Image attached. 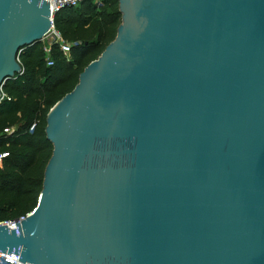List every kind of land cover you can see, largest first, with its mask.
<instances>
[{
  "label": "water",
  "instance_id": "95a60500",
  "mask_svg": "<svg viewBox=\"0 0 264 264\" xmlns=\"http://www.w3.org/2000/svg\"><path fill=\"white\" fill-rule=\"evenodd\" d=\"M116 35L46 114L29 264H264V0H117ZM47 0H0V99Z\"/></svg>",
  "mask_w": 264,
  "mask_h": 264
},
{
  "label": "trees",
  "instance_id": "16d2710c",
  "mask_svg": "<svg viewBox=\"0 0 264 264\" xmlns=\"http://www.w3.org/2000/svg\"><path fill=\"white\" fill-rule=\"evenodd\" d=\"M120 18L117 0L99 4L84 0L53 15L55 30L71 43L67 56L56 43L51 44L48 55L43 41L20 48L21 72L5 80L1 88L0 152H8V156L0 164V221L24 216L36 206L52 151L45 135L46 114L114 39Z\"/></svg>",
  "mask_w": 264,
  "mask_h": 264
},
{
  "label": "built area",
  "instance_id": "2783aa9c",
  "mask_svg": "<svg viewBox=\"0 0 264 264\" xmlns=\"http://www.w3.org/2000/svg\"><path fill=\"white\" fill-rule=\"evenodd\" d=\"M47 1H48L49 6H50V10H51V17H50L51 18V27L49 29L48 34L45 36L48 38V40L44 45V51L48 55L49 51H50L51 44L56 43L59 45L63 54L67 56L69 54V51H70L71 43L64 41L62 39V37L60 36V34L55 30L54 24H53V15L55 12H57L61 8H64L67 6L75 7L84 0H47ZM100 1L101 0H93V2H96V4H99ZM47 64L51 65L52 61L50 59H48ZM2 97H3V95H2ZM35 126H36V121L30 125L29 130L33 131ZM7 156H8V152H5V151L0 152V164H1L2 160L4 158H6ZM27 214H25L24 216H20L16 219H8V220L0 221V225H6L9 229H16L15 223L20 222L22 219L25 218V216ZM18 258H19L18 254H15V253L6 254L3 252H0V264H29L27 262L19 261Z\"/></svg>",
  "mask_w": 264,
  "mask_h": 264
},
{
  "label": "rangeland",
  "instance_id": "374dc122",
  "mask_svg": "<svg viewBox=\"0 0 264 264\" xmlns=\"http://www.w3.org/2000/svg\"><path fill=\"white\" fill-rule=\"evenodd\" d=\"M47 40H48V38H47V37H44V38L42 39V41H43L44 43H46V42H47Z\"/></svg>",
  "mask_w": 264,
  "mask_h": 264
}]
</instances>
